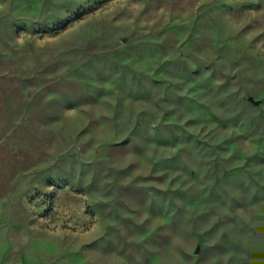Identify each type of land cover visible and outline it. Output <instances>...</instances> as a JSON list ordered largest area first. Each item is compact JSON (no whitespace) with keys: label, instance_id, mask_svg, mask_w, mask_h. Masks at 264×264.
<instances>
[{"label":"rangeland","instance_id":"obj_1","mask_svg":"<svg viewBox=\"0 0 264 264\" xmlns=\"http://www.w3.org/2000/svg\"><path fill=\"white\" fill-rule=\"evenodd\" d=\"M0 264H264V0H0Z\"/></svg>","mask_w":264,"mask_h":264}]
</instances>
